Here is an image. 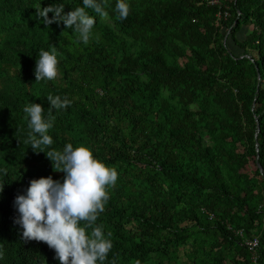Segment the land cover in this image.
<instances>
[{"label":"trees","instance_id":"1","mask_svg":"<svg viewBox=\"0 0 264 264\" xmlns=\"http://www.w3.org/2000/svg\"><path fill=\"white\" fill-rule=\"evenodd\" d=\"M218 1L228 18L208 0H128L121 19L117 0H100L108 15L86 8L85 43L36 9L82 0H0V264H60L23 236L15 198L33 178L63 180L40 150L68 143L119 174L93 225L110 233L103 264H253L252 237L264 264V0ZM53 49L57 77L36 80L39 51ZM49 95L71 103L53 108ZM31 102L55 117L40 152Z\"/></svg>","mask_w":264,"mask_h":264},{"label":"clouds","instance_id":"2","mask_svg":"<svg viewBox=\"0 0 264 264\" xmlns=\"http://www.w3.org/2000/svg\"><path fill=\"white\" fill-rule=\"evenodd\" d=\"M83 6L65 13L63 3H52L37 7V15L45 25L62 22L74 28L83 42L90 39L96 18L86 8L94 9L100 15L108 13L100 0H82ZM116 10L121 19L130 12L128 0H117ZM49 13H53L49 17ZM36 60V80H53L59 72V58L55 49L40 50ZM49 105L56 109L66 108L71 101L60 96L49 95ZM28 138L34 151L42 145H52L49 129L54 126L51 112L46 116L41 103L26 104ZM40 151L53 162L56 171L63 172V180L51 175L33 178L26 193L15 198L19 212L16 223L23 229V236L29 240L46 242L54 249L60 264H103L112 248V241L101 226L93 227L99 213L104 210L109 198L107 188L115 185L118 171L94 156L92 149L84 144L74 147L68 143L62 151ZM36 151V152H40ZM4 183H0V193ZM83 222V223H82ZM91 229V231H88ZM139 264V262H137Z\"/></svg>","mask_w":264,"mask_h":264},{"label":"built area","instance_id":"3","mask_svg":"<svg viewBox=\"0 0 264 264\" xmlns=\"http://www.w3.org/2000/svg\"><path fill=\"white\" fill-rule=\"evenodd\" d=\"M225 1V0H223ZM221 1L218 0H208L209 5L218 6L219 11L217 14L218 18L226 19L229 17V13L227 11V7L225 5L221 4ZM259 241L257 237H252L250 239H246L244 241V246L251 252V261L253 264H259L258 263V255L256 253V249L258 248Z\"/></svg>","mask_w":264,"mask_h":264},{"label":"water","instance_id":"4","mask_svg":"<svg viewBox=\"0 0 264 264\" xmlns=\"http://www.w3.org/2000/svg\"><path fill=\"white\" fill-rule=\"evenodd\" d=\"M257 127H258V125H257ZM257 134H258V129H257V132H256L255 136H257ZM255 147H256V151H257V149H258V144L257 143H256ZM259 170L261 171V168H259Z\"/></svg>","mask_w":264,"mask_h":264},{"label":"rangeland","instance_id":"5","mask_svg":"<svg viewBox=\"0 0 264 264\" xmlns=\"http://www.w3.org/2000/svg\"><path fill=\"white\" fill-rule=\"evenodd\" d=\"M254 170V167L253 166H251V172Z\"/></svg>","mask_w":264,"mask_h":264}]
</instances>
